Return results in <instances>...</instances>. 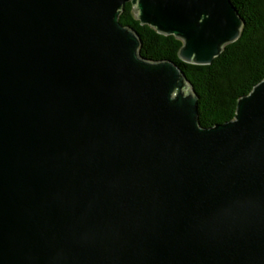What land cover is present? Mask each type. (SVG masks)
Here are the masks:
<instances>
[{"label":"water","instance_id":"1","mask_svg":"<svg viewBox=\"0 0 264 264\" xmlns=\"http://www.w3.org/2000/svg\"><path fill=\"white\" fill-rule=\"evenodd\" d=\"M207 65L230 0H0V264H264V78L200 125L169 59Z\"/></svg>","mask_w":264,"mask_h":264},{"label":"trees","instance_id":"2","mask_svg":"<svg viewBox=\"0 0 264 264\" xmlns=\"http://www.w3.org/2000/svg\"><path fill=\"white\" fill-rule=\"evenodd\" d=\"M230 1L243 21L240 35L207 65L180 60L177 51L181 41L140 24L130 2L124 4L118 17L121 24L138 33L144 57L172 60L184 72L198 96V118L204 127L232 119L237 99L264 78V0Z\"/></svg>","mask_w":264,"mask_h":264}]
</instances>
